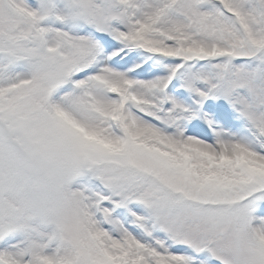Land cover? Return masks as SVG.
<instances>
[{
	"label": "snow or ice",
	"instance_id": "snow-or-ice-1",
	"mask_svg": "<svg viewBox=\"0 0 264 264\" xmlns=\"http://www.w3.org/2000/svg\"><path fill=\"white\" fill-rule=\"evenodd\" d=\"M0 264H264V0H0Z\"/></svg>",
	"mask_w": 264,
	"mask_h": 264
}]
</instances>
